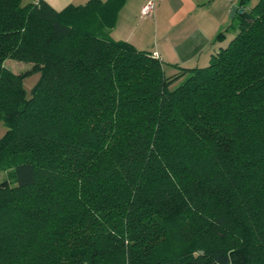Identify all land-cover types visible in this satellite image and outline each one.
<instances>
[{
	"label": "trees",
	"instance_id": "obj_1",
	"mask_svg": "<svg viewBox=\"0 0 264 264\" xmlns=\"http://www.w3.org/2000/svg\"><path fill=\"white\" fill-rule=\"evenodd\" d=\"M250 2L206 66L166 74L109 36L111 1L0 0V264H264V0Z\"/></svg>",
	"mask_w": 264,
	"mask_h": 264
},
{
	"label": "crops",
	"instance_id": "obj_2",
	"mask_svg": "<svg viewBox=\"0 0 264 264\" xmlns=\"http://www.w3.org/2000/svg\"><path fill=\"white\" fill-rule=\"evenodd\" d=\"M43 1L61 10L88 0ZM100 1H111L117 7L115 22L107 29L109 36L156 54L170 73L206 66L210 57L236 34L238 10L242 11L240 0H156L151 13L143 15L141 7L147 0ZM255 1L251 0V5Z\"/></svg>",
	"mask_w": 264,
	"mask_h": 264
},
{
	"label": "rangeland",
	"instance_id": "obj_3",
	"mask_svg": "<svg viewBox=\"0 0 264 264\" xmlns=\"http://www.w3.org/2000/svg\"><path fill=\"white\" fill-rule=\"evenodd\" d=\"M4 66L7 67L13 73L18 74V73H21V72L29 69L30 63L16 61V60H12V59H6L4 61ZM165 72H166V74H169V72H170L169 68H165ZM39 76H40V74L38 72H32L23 78V87H24L25 94L27 97L30 96L31 90H32L33 86L36 84V82L38 81ZM4 131H5V126L3 125L2 121H0V137L2 136ZM6 177H7L6 172H0V181Z\"/></svg>",
	"mask_w": 264,
	"mask_h": 264
},
{
	"label": "built area",
	"instance_id": "obj_4",
	"mask_svg": "<svg viewBox=\"0 0 264 264\" xmlns=\"http://www.w3.org/2000/svg\"><path fill=\"white\" fill-rule=\"evenodd\" d=\"M156 0H147L141 7V13L143 15H148L153 10L154 4ZM153 56L157 57L156 54H153Z\"/></svg>",
	"mask_w": 264,
	"mask_h": 264
},
{
	"label": "water",
	"instance_id": "obj_5",
	"mask_svg": "<svg viewBox=\"0 0 264 264\" xmlns=\"http://www.w3.org/2000/svg\"><path fill=\"white\" fill-rule=\"evenodd\" d=\"M238 12L240 13L241 10H238ZM231 13H234V7H232V9H231ZM200 252H201V251H200Z\"/></svg>",
	"mask_w": 264,
	"mask_h": 264
}]
</instances>
